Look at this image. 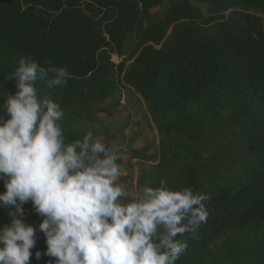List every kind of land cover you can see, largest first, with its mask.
Segmentation results:
<instances>
[{"label":"trees","instance_id":"trees-1","mask_svg":"<svg viewBox=\"0 0 264 264\" xmlns=\"http://www.w3.org/2000/svg\"><path fill=\"white\" fill-rule=\"evenodd\" d=\"M21 58L70 72L64 87L37 81L40 96L64 111L68 140L92 130L115 147L128 189L136 165V187L163 178L208 196L176 264H264V0H0V104ZM127 93L142 119L130 120ZM143 121L158 141L142 137ZM23 207L37 227L30 264H45L42 217Z\"/></svg>","mask_w":264,"mask_h":264},{"label":"clouds","instance_id":"clouds-1","mask_svg":"<svg viewBox=\"0 0 264 264\" xmlns=\"http://www.w3.org/2000/svg\"><path fill=\"white\" fill-rule=\"evenodd\" d=\"M70 76L21 58L6 77L16 91L0 104V207L11 217L0 227V264H30L37 227L22 219L29 202L46 244L35 259L54 258L45 264H176L188 249L178 237L198 239L207 222L208 196L163 178L130 190L120 182L121 157L105 140L92 130L68 140L64 111L36 85L64 87Z\"/></svg>","mask_w":264,"mask_h":264},{"label":"rangeland","instance_id":"rangeland-1","mask_svg":"<svg viewBox=\"0 0 264 264\" xmlns=\"http://www.w3.org/2000/svg\"><path fill=\"white\" fill-rule=\"evenodd\" d=\"M125 96H129L130 97V100L127 101L126 100V97H125V103L124 105L127 106V109L130 111L131 115H130V120H139V119H142V116H143V102L140 104L139 101L136 100V98H134L132 96L131 98V94L127 93ZM144 106V105H143ZM122 107V106H121ZM121 114H123L124 116H119L118 119L116 120L118 123H121V122H126L129 120L128 116H126L125 114V111L122 109L121 110ZM142 137L145 138L147 141L151 142L153 140V137L155 135L156 137V130H154V128L152 127H149L148 124H146L145 121L142 122ZM157 138V137H156ZM158 141V140H157ZM115 148V147H113ZM135 159V160H134ZM133 159V162H136V158ZM137 172V175H138V168L137 166L135 165L134 166V173ZM122 177L123 176H127V172L126 171H122ZM124 181V180H123ZM122 184H126V181L125 182H122ZM132 184H133V188H135V185H134V177H133V181H132ZM137 185V183H136Z\"/></svg>","mask_w":264,"mask_h":264},{"label":"water","instance_id":"water-1","mask_svg":"<svg viewBox=\"0 0 264 264\" xmlns=\"http://www.w3.org/2000/svg\"><path fill=\"white\" fill-rule=\"evenodd\" d=\"M172 26H173V24L169 27L168 32L171 31ZM166 36H167V35H165V37L161 40V42H160L158 45H155V44H153V43H151V42H148V43L144 44L143 46L140 47L138 53H139V52L142 50V48H143L144 46H146L147 44H152L155 48H160V46H161V44L163 43V41L165 40ZM138 53L134 56V58L138 55ZM134 58H133V59H134ZM133 59H132L131 61H129V63H131V62L133 61ZM137 96L140 97L139 94H137ZM142 102H143V100H142ZM143 105L145 106L144 102H143ZM151 125H152V127L154 128V130L157 131V129H156V127H155V125H154V123H153L152 121H151ZM156 133H157V134H156V137H157V140H158V132H156ZM134 160H135V159H134ZM136 183H137V172L134 173V185H135V187H136Z\"/></svg>","mask_w":264,"mask_h":264}]
</instances>
